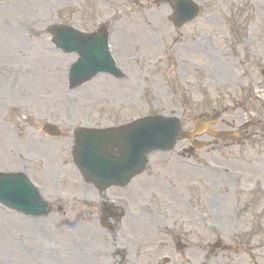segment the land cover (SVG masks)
<instances>
[{
  "label": "rangeland",
  "instance_id": "rangeland-1",
  "mask_svg": "<svg viewBox=\"0 0 264 264\" xmlns=\"http://www.w3.org/2000/svg\"><path fill=\"white\" fill-rule=\"evenodd\" d=\"M195 1L202 9L200 18L195 24L177 34L188 37L197 28L201 31L203 27L208 26L210 38L216 42L221 50L220 53L211 46L213 52H218L223 57V53L227 52L229 46L232 53L241 54L243 58L237 61L236 65H233L237 76L234 84L219 86V83L214 80L208 82L214 74H217L211 65L209 75L206 72L200 75L197 70L200 67V62L195 58L196 51L188 48V42L170 51L166 34L174 36L175 32L173 29L167 30V16L170 14V10L165 6L155 9H147L146 6L143 7L144 9H137L131 14L135 0H0V47L6 46L8 49L7 52L0 54V64L2 66H15L19 69L31 68V74L27 75L30 79L28 81L27 79L26 81L19 80L17 87L14 84L10 85L12 78L17 79L16 75L11 77L0 76V89L6 88L15 94H21L24 91L25 102L28 104L27 107L12 105L10 100L3 102L0 99V113L5 114L9 111L12 114H26L37 121L41 119L59 121L66 118L69 122L77 121L76 126L91 125L89 123H105L106 125L112 121L107 118H120L122 121H128L146 114L164 116L173 114L182 118L184 115L187 118L182 119L184 128L191 126L188 118L198 114H206L221 105L229 107L225 117L230 116L235 109L242 107L243 110L255 108L258 113L264 116V104L258 106L264 103V81H260L259 78L260 69H264V0ZM112 14L119 16L113 18L111 17ZM133 14L137 18L136 28L139 27L140 23L154 22L158 25L159 30L155 36L157 48H159L158 58L161 59L159 71L162 74V71L173 70L174 74L157 79L156 91H160L161 96L156 100V108L154 109L138 110L131 107L138 99H143L142 91L147 89V86L142 87L140 85L139 80L141 78L128 74L125 82L128 83L127 87H121V84L106 83L100 86H88L80 90L75 95L76 98L73 99V95L66 84V73L74 58L64 57L55 52L50 60L40 61L34 58L36 53L42 51L45 44L52 49L48 38L40 33L47 25L58 22L70 24L79 30L89 32L102 20H109L114 27L120 29L114 37L116 42L122 38L123 42L126 43L128 38H132L133 43L139 41L146 44L150 39L149 37L153 36L154 29L151 32L142 29L141 32H136L139 36L135 38L133 37V30L123 34L124 28H129L134 22ZM23 20H34L37 24L26 35L23 31L17 32L19 36L25 35L24 40L29 45L28 59H18L10 51V49L13 50L15 44H19L15 42L13 35L14 31L16 32L19 28L18 23ZM240 20L242 24H240ZM146 37L147 39H145ZM245 41L247 42L244 45ZM243 45L250 54L245 53ZM133 52L134 49L132 48L128 55ZM118 54L120 55V50ZM186 61L191 64L174 67V64ZM36 67H40L38 71L40 76L35 79ZM193 69H195L194 74H192ZM224 70L227 72L226 66ZM255 83H257L258 89L251 93ZM200 85L202 88H198ZM240 85L244 88L241 87L239 93L237 88ZM28 94H33V96H28ZM64 97L67 102L71 101L70 106L67 105ZM111 97H119L120 102H117V105L109 110L100 107L95 109L94 113L87 111L83 106L85 102ZM208 98L210 99L208 100ZM238 98L240 102L235 105V100ZM126 102L129 104H125ZM119 103H122L121 106ZM223 110L218 109V111ZM108 112L119 114L127 112L128 115L109 116ZM238 113L241 114V111L238 110ZM247 116L249 117V114ZM92 119L94 120L91 121ZM7 142L10 143L8 140ZM263 145V139H257L255 144L252 142L250 147L252 150L247 147L238 149V151L230 149L215 155L204 150L194 156V160L203 165H208L210 168L198 173L194 171L195 186L192 201L194 212L191 213L185 209V204H178L177 215L182 217L184 222L189 219L193 226L192 243L189 248H191V255L195 254L197 260L201 258L199 249L207 248L216 239L222 238L224 235L220 231L222 227L226 231L237 223H241V220L237 222L232 215L239 218L248 213L264 212V204L250 203L251 199L243 197L240 190L232 191L228 198L225 196L228 192L226 189H221L219 193H213L212 199L223 198L222 203L211 208L213 211L208 208V198L205 197V193L209 189L205 184L206 181L208 179L219 180L221 173H217L220 169H233L240 175H244L243 181L246 182L248 191L252 190L253 185L264 187ZM3 146L7 147L8 143L3 144ZM171 156L175 158L176 152L172 153ZM226 158L230 160L227 163L224 162ZM220 209L224 213L218 214ZM16 217L18 216L0 208V248H2L0 249V264H37L38 262L33 259L32 255V251L36 250H39L53 264H70L67 256L61 258L63 248H34L37 242L34 238L36 236H40L39 239H44L45 243L51 244L52 247L63 240L59 233L61 232V221L56 216L51 215L40 220V225L43 226L44 224L47 228L36 229L32 240L30 239L31 227L35 222L33 220L17 222ZM199 226L202 228L201 234H197L195 230ZM80 237L85 238L84 235H80ZM146 239L149 240L148 232ZM151 240L152 242L149 244L155 242L156 237H151ZM14 256L17 258L15 259Z\"/></svg>",
  "mask_w": 264,
  "mask_h": 264
}]
</instances>
